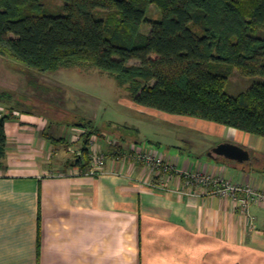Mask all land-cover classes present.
Listing matches in <instances>:
<instances>
[{
  "label": "crops",
  "instance_id": "crops-1",
  "mask_svg": "<svg viewBox=\"0 0 264 264\" xmlns=\"http://www.w3.org/2000/svg\"><path fill=\"white\" fill-rule=\"evenodd\" d=\"M0 75V85H8L12 74ZM48 126L40 115L6 120L0 264H264L263 203L244 212L235 196L188 186L178 172L167 179L125 157V144L111 148L100 138L93 139L105 154L102 170L79 173L87 166L74 164L80 128L52 136ZM223 128L222 142L248 150V160L207 155L191 164L163 156L179 172L199 170L264 191V138ZM162 182L164 189L148 184Z\"/></svg>",
  "mask_w": 264,
  "mask_h": 264
},
{
  "label": "trees",
  "instance_id": "trees-1",
  "mask_svg": "<svg viewBox=\"0 0 264 264\" xmlns=\"http://www.w3.org/2000/svg\"><path fill=\"white\" fill-rule=\"evenodd\" d=\"M152 4L159 21L146 18ZM0 56L43 73L95 65L136 105L264 138V0H63L61 14L42 0H0ZM232 68L261 80L230 95ZM11 116L0 115V167ZM72 125L82 140L74 164L84 167L90 141L105 135L89 118ZM110 141L134 157L136 142Z\"/></svg>",
  "mask_w": 264,
  "mask_h": 264
},
{
  "label": "rangeland",
  "instance_id": "rangeland-1",
  "mask_svg": "<svg viewBox=\"0 0 264 264\" xmlns=\"http://www.w3.org/2000/svg\"><path fill=\"white\" fill-rule=\"evenodd\" d=\"M42 2L46 11L63 13V0ZM146 18L152 21L161 19L156 5L149 6ZM6 70L12 78L8 85H0V93H6L0 98L2 114L11 113L19 119L43 116L49 122L47 134L52 136L58 135L62 128L63 133L70 130L81 117L89 118L105 135L100 137L101 142L125 138L160 156H182L183 161L187 159L191 164L208 160V152L224 140L222 131L225 126L221 124L134 106L129 93L118 84L115 76L95 65L84 63L43 73L0 56V74H5ZM260 80L259 76L243 77L232 68L225 91L236 95ZM81 142L73 147V154ZM4 165L5 161L0 173L8 171Z\"/></svg>",
  "mask_w": 264,
  "mask_h": 264
},
{
  "label": "built area",
  "instance_id": "built-area-1",
  "mask_svg": "<svg viewBox=\"0 0 264 264\" xmlns=\"http://www.w3.org/2000/svg\"><path fill=\"white\" fill-rule=\"evenodd\" d=\"M0 115H2L1 109ZM107 142L111 143V141L108 139ZM89 147L90 160L86 166V169H80L79 173H83L85 175H95L98 174L104 166L105 154L102 149L99 148L94 139L90 141ZM75 151L76 153L80 152L79 148H76ZM134 157L148 166L150 170L165 174L168 177L167 179L171 178L175 172H178L186 179V185L188 186H204L207 189L211 187V193L215 192L221 195L230 194L235 196V199L239 201L241 209L244 212L248 210V207L252 202H261L264 204V191H258L251 184L231 183L221 177L211 176L202 173L199 170H182L179 172L172 163L166 160L164 156H160L146 149L135 150ZM148 184L152 188H166L165 182ZM238 194H241V196L237 197Z\"/></svg>",
  "mask_w": 264,
  "mask_h": 264
},
{
  "label": "water",
  "instance_id": "water-1",
  "mask_svg": "<svg viewBox=\"0 0 264 264\" xmlns=\"http://www.w3.org/2000/svg\"><path fill=\"white\" fill-rule=\"evenodd\" d=\"M207 155L211 157L216 155L238 163H243L249 158L248 150L231 142L218 143L208 152Z\"/></svg>",
  "mask_w": 264,
  "mask_h": 264
}]
</instances>
